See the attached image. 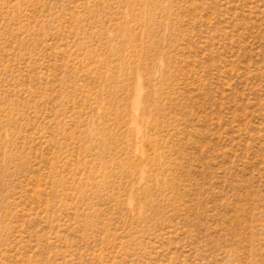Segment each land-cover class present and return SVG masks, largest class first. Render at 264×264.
<instances>
[{"label":"rangeland","instance_id":"374dc122","mask_svg":"<svg viewBox=\"0 0 264 264\" xmlns=\"http://www.w3.org/2000/svg\"><path fill=\"white\" fill-rule=\"evenodd\" d=\"M0 264H264V0H0Z\"/></svg>","mask_w":264,"mask_h":264}]
</instances>
